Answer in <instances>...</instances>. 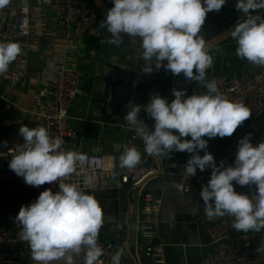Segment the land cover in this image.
I'll list each match as a JSON object with an SVG mask.
<instances>
[{
    "label": "clouds",
    "instance_id": "obj_1",
    "mask_svg": "<svg viewBox=\"0 0 264 264\" xmlns=\"http://www.w3.org/2000/svg\"><path fill=\"white\" fill-rule=\"evenodd\" d=\"M9 2L0 0V8ZM225 2L113 0L101 26L111 34L113 42L123 34L140 39L137 58L143 61L144 73L163 67L206 89L187 94L185 89L174 87L170 102L158 93L151 94L146 105L129 101L124 123L142 140L143 153L160 159L169 158L174 151L190 153L184 165V181L194 176L197 168L210 170V179L199 193L209 220L227 215L233 217L235 231L259 232L264 229V140L253 145L251 133L246 134L238 141L234 162L226 164L221 160L217 165L204 138L230 137L251 116L244 103L230 100L219 91L214 80L206 81V70L212 65L213 56L201 28L207 13L219 11ZM235 7L246 17L229 33L237 44L236 55L264 66V16L252 14L264 9V0H237ZM19 55L18 42L0 41V75L8 71ZM142 108L152 121L151 128L140 118ZM19 134L23 143L16 144L11 152L9 168L33 187L58 184L56 191L46 188L34 201L21 205L15 217L20 226L19 236L28 244L32 259L37 264L61 260L72 264L73 255L83 250L84 264H97L103 255L98 244L103 210L95 196L85 192L79 182H66L77 165L84 164L86 156L61 150L60 138L51 137L42 125L30 128L22 124ZM141 159V151L126 144L119 156V166L131 169ZM233 182L251 191L237 192ZM173 186L184 192L182 183L174 181ZM121 255L122 249L113 255L112 264H120Z\"/></svg>",
    "mask_w": 264,
    "mask_h": 264
},
{
    "label": "crops",
    "instance_id": "obj_2",
    "mask_svg": "<svg viewBox=\"0 0 264 264\" xmlns=\"http://www.w3.org/2000/svg\"><path fill=\"white\" fill-rule=\"evenodd\" d=\"M21 1L23 0H10L7 6L0 8V13L6 16L15 14ZM28 1L32 5L29 17L31 32L27 38L11 40L21 45V55L9 65L5 74L0 75V144L15 147L16 144L23 143V137L19 134L22 124L30 128L41 125L37 115L51 99V83L61 66L71 65L78 68L79 93L69 107L68 123L76 134L68 139V149L104 156L112 159L115 167H119V156L126 144L125 136L120 133L117 117L116 80L119 78L122 81L123 76L132 74L136 82L154 76L156 71H142L143 61L137 58V50V53L131 54L110 45L111 34L105 27H102V41L96 44L89 41L98 37L91 29H85L81 33L57 32L55 11L43 4L39 5L40 0ZM257 14L264 16V9ZM97 20L101 24L102 20ZM105 38L107 41H104ZM236 47V42L230 37L209 48L213 62L206 70V81L209 74L224 75L235 70L239 76L249 77L256 71L259 66L238 57ZM12 72L18 76L13 85L10 84ZM177 86L185 89L187 94L206 91L196 81L174 85L179 89ZM168 90L169 88L161 90L160 95L170 102L174 96L172 90L169 93ZM263 130L264 113L246 120L230 137H204L208 140L207 151L214 158L234 162L239 139L251 133V142L256 145L263 140L260 135ZM136 146L141 149L144 147L141 139H138ZM143 154L145 159L149 156ZM199 154L202 156L204 151L201 150ZM190 156L188 152L174 151L164 162H160V167L166 163L171 170L177 171ZM158 159L150 157L149 162L156 166L159 164ZM173 163L175 167L172 166ZM108 181L107 176L99 177L84 191L93 194L103 210L100 232L105 233L110 229L113 234L112 226L119 219L126 218L128 209L122 213L119 211L121 203L114 198L113 185ZM174 181L181 183L177 176L166 175L162 186L153 190L159 199V209L154 220L156 239L163 246L165 264H199L203 255L212 249L207 229L214 219L206 217L203 200L195 188L197 184L191 182L190 189L180 193L173 186ZM234 190L249 193L242 187H235ZM3 200L4 188L0 185V202ZM16 215L13 212H3L0 214V223L5 224L19 239L14 254L23 259H32L28 244L19 236L20 226L15 221ZM237 233L249 237L255 264H264V229L259 232ZM53 264H65V261ZM72 264H75L74 255ZM123 264L126 262L123 261Z\"/></svg>",
    "mask_w": 264,
    "mask_h": 264
},
{
    "label": "built area",
    "instance_id": "obj_3",
    "mask_svg": "<svg viewBox=\"0 0 264 264\" xmlns=\"http://www.w3.org/2000/svg\"><path fill=\"white\" fill-rule=\"evenodd\" d=\"M40 4L55 11L57 32L81 33L85 29H91L98 36V41H102V26L97 23L99 10L92 0H40ZM31 6L28 0H23L17 6L15 14L6 16L0 13V41L27 38L31 32L29 18ZM17 79V74L12 72L10 84H15ZM212 80L216 82L219 91L230 100L240 101L250 109L251 116L248 120L264 113V66H259L249 77H241L235 70H232L224 75L209 74L207 81ZM132 84L135 86L136 82ZM177 87L181 89V86ZM78 93V68L71 65L61 66L51 83V99L37 115L42 122L41 125L48 129L50 136L60 138L61 150H72L86 156L84 164H78L66 182H79L82 189L86 190L94 180L107 176L109 180L114 179L118 185L122 183H129L132 186L140 185V190L149 177L157 173L163 179L166 175L177 176L184 186V191H188L193 182L197 184L195 188L199 194L202 185L207 184L211 175L210 170L201 171L199 168L194 176H189L184 181L182 176L186 163L177 171L171 170L166 163L162 168L156 169L150 162H143L146 159L141 152V162L129 169L115 167L112 159L109 160L101 155L85 154L78 149H68V139L76 134L68 123L69 107ZM260 135L264 140V130ZM14 148L0 144V185L4 188V200L0 202V214L3 212L17 214L21 205L34 201L46 188L52 191L58 189V184H44L39 187L27 185L23 177L16 175L9 168V160ZM137 148L141 151V148ZM214 160L219 165L221 159L214 158ZM225 163L232 164L233 162L225 161ZM85 180L90 182L85 184ZM233 184L234 188L241 187L235 182ZM242 188L247 192L251 191L247 186ZM158 209L159 199L153 190H143L139 197L138 211L140 220L146 224V229L142 232V241L145 245L146 256L152 258L151 264H165L162 244L153 243V239L157 237L153 228ZM232 224L233 217L231 216L225 215L214 219L207 229L212 249L203 255L199 264H255L254 251L249 237L235 232ZM18 242V237L5 224L0 223V264H37L33 259L23 261L22 257L14 254V248ZM98 244L103 249V255L98 259L97 264H112V257L118 251L116 245L109 240H103L101 232L98 235ZM74 258L75 264H84V251L82 250L79 255H74ZM123 261L121 256L120 264H123Z\"/></svg>",
    "mask_w": 264,
    "mask_h": 264
},
{
    "label": "water",
    "instance_id": "obj_4",
    "mask_svg": "<svg viewBox=\"0 0 264 264\" xmlns=\"http://www.w3.org/2000/svg\"><path fill=\"white\" fill-rule=\"evenodd\" d=\"M92 1L99 10L102 18L105 19L107 10L113 6V0ZM236 2L237 0H226L219 11L207 13L205 23L201 28V33L204 36L208 50L212 46L230 38L229 33L235 27L236 23L246 18L242 11L236 9ZM252 14L255 15L257 13L252 12ZM123 35L124 36H122L120 40L115 42H113L110 37V45L128 51L131 54L137 53L136 50L139 52L140 39L138 37H130L126 34ZM104 41H107V39L105 38ZM136 59L137 58H133V60ZM134 78V75L129 74L123 76L122 81L119 78L116 80V95L118 97L115 99V102L117 103V117L120 123V133L125 136V144L127 145L138 144L139 139L135 132L124 123L123 118L128 111L126 105L129 101L146 105L150 100L151 94L158 93L160 95V91L163 89L166 91V88H169V93L174 85H185L188 82L183 74L179 76L173 75L163 67L156 70L154 76L145 77L143 80H137L135 86L132 84ZM140 118L150 127L149 116L143 108L140 112ZM141 152L143 153V148ZM150 157L153 158L154 156L149 155L146 161L143 162L148 163ZM158 160L159 164L157 163L155 166L156 169L160 168V162L165 161V159L160 158ZM162 181V176L155 173L154 176L149 177L144 186L139 190L140 185L132 186L129 183L118 185L114 179L109 180V184L113 185L111 187L114 190V198L118 199L119 203H121L119 211L122 213V211H125L127 208L128 213L126 218L119 219L112 226L113 234L111 233L112 230L109 229L108 232H101V238L114 243L118 250L122 249L121 256L126 264H151L152 258L146 256L145 245L142 241V232L145 231L146 224L140 220L138 211L139 197L143 190L159 189L162 186ZM153 229L155 230V228ZM153 243L158 244V240L154 238ZM25 260L26 258H24L23 261Z\"/></svg>",
    "mask_w": 264,
    "mask_h": 264
},
{
    "label": "trees",
    "instance_id": "obj_5",
    "mask_svg": "<svg viewBox=\"0 0 264 264\" xmlns=\"http://www.w3.org/2000/svg\"><path fill=\"white\" fill-rule=\"evenodd\" d=\"M98 18L101 19V20H103V18H102V16L100 15V13L98 14ZM89 41H91V42L94 43V44L98 43V39H97V38H92V39H90Z\"/></svg>",
    "mask_w": 264,
    "mask_h": 264
}]
</instances>
